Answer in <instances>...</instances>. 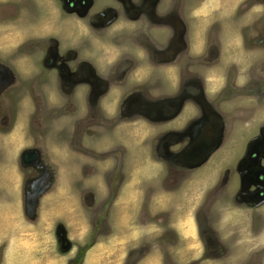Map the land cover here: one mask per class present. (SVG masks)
Listing matches in <instances>:
<instances>
[{
	"label": "rangeland",
	"instance_id": "1",
	"mask_svg": "<svg viewBox=\"0 0 264 264\" xmlns=\"http://www.w3.org/2000/svg\"><path fill=\"white\" fill-rule=\"evenodd\" d=\"M35 1L36 10L29 0H0V264H102L113 254L100 247L117 244L128 216L119 202L136 188L147 212L138 216L154 227L163 218L153 200L165 195V236L155 242L165 243V264H264V160L257 208L239 202L256 188L237 180L264 155V97L254 94L264 0H149L151 9L148 0H103L74 12L77 26L63 20L68 1ZM127 3L150 13L136 20ZM113 11L101 27L99 14ZM51 50L54 69L45 65ZM209 110L227 128L214 162L185 156L193 166L183 179L157 167L165 133H182ZM188 139L179 136L172 152Z\"/></svg>",
	"mask_w": 264,
	"mask_h": 264
},
{
	"label": "flooded vegetation",
	"instance_id": "2",
	"mask_svg": "<svg viewBox=\"0 0 264 264\" xmlns=\"http://www.w3.org/2000/svg\"><path fill=\"white\" fill-rule=\"evenodd\" d=\"M68 1V3L70 5H66L67 6V10L65 13V15L63 14V20L64 22H67L68 24H71V16H73L74 12L78 11L79 13L83 10H85L86 6L88 8V12H90L89 10L91 8L94 9V6L97 5V9L99 7H101L104 4L103 0H95V2L93 0H82V2L80 3L81 6H76V3L79 0H66ZM71 1H75L76 3L71 4ZM115 5H117L116 3L118 1H123L125 2V0H114ZM153 2V1H152ZM157 2V0L155 1ZM150 1L148 0V2L146 3L147 5V9H151L150 6ZM76 7L75 9H71V7ZM29 7H31L32 9L36 10L37 8V3L35 0H29ZM28 7V8H29ZM28 8H25L28 9ZM66 8V7H65ZM86 8V9H87ZM127 8L128 11H130V13H134L132 18H136V20H140L141 18V14L144 13V15L147 16L148 13H150L149 11H147V13L145 12H137L134 11L133 9L130 8L129 4L127 3ZM77 9V10H76ZM21 11V10H20ZM84 13V12H82ZM116 11L110 12L109 15H105L102 17V15L99 14V19H102L99 23V25L101 27H106L108 25L109 22H111L110 20H112V18L116 17ZM144 17V16H143ZM61 20V21H63ZM73 21V20H72ZM74 22V21H73ZM74 25L77 26L78 24L74 22ZM262 25H264V22L262 23ZM69 27V26H67ZM69 29V28H68ZM146 41L144 39V41H140V46H144L146 44ZM142 50L145 49V47H140ZM146 50V49H145ZM57 52L56 50H51L49 51V59L47 61H45V65L49 66L48 63L50 62V68L54 69L56 62L54 63V61L57 60ZM52 58V59H50ZM54 60V61H53ZM84 65V64H83ZM85 67V66H83ZM66 70L69 69V67L66 65V67H62ZM59 68V69H62ZM264 70V67L262 68ZM90 70V69H89ZM91 72V71H90ZM86 73V71H85ZM259 74V82L260 83H255L257 85V91L254 92V94H261L264 97V77L262 76L264 74V71H258L257 72ZM83 79L85 80L86 78L89 77V74L87 77L84 76V74L82 73ZM255 77L258 76H250L251 78H254L256 80ZM258 80V78H257ZM101 85V84H99ZM99 87V86H98ZM237 88H239V86H236ZM244 89V88H243ZM248 92H250L249 90H247ZM247 91H245L243 94H252V93H248ZM233 95V93H231ZM205 95H207L205 93ZM186 96V92L183 93V97ZM241 108V107H240ZM214 110H209L207 117H198L195 122H188L184 124V126L181 128L182 133H179L176 136H172V137H168L167 133H165V143L167 141H170V144L168 145V147L165 149L164 152V158L165 159V168L172 172H179L180 177L183 179L185 177V172H189V167H192L193 165L187 164L186 165V159L185 156L187 157H191V161L193 160H197V157L200 158V161L206 162V164L209 163H213L214 162V156L213 153L215 151V149H212L213 146H215V144H218L219 147H221V145L223 144L224 140L226 141V132H227V128L226 126L217 118L215 112H213ZM130 114V112L125 113V116H128ZM235 116L238 117L241 120V117L239 116L240 114L238 112H234ZM236 122V121H235ZM218 123H222L221 126H219ZM187 136L189 137L188 139V144L189 148L182 149L181 152L179 153H174L172 152V147L174 146V144L176 143L178 137L180 136V138H184L186 133ZM258 137H260V142L263 144L264 146V123L259 127V132L257 134ZM176 137V140H170L171 138ZM214 144V145H213ZM210 157V159H209ZM193 159V160H192ZM171 160V161H169ZM264 160V155L263 152L258 153V160L256 159L255 161H257V165L258 167L254 166L250 167L246 170L243 171V174L240 172L237 174V180L239 181V185L241 187V185H243L245 188H253L255 187L256 190L251 191V193H247V195H244V193L241 195V197L238 199L239 202H242L243 204H255V199L256 196L258 197V193H257V174L258 172H262V167H261V163H263L262 161ZM199 162V161H198ZM173 164V165H170ZM226 163H224L223 165H221L220 167H226ZM186 166V167H185ZM187 168V170H186ZM229 172H226V176H225V180L228 179L229 177ZM252 200V202H251ZM252 208H257L256 205H254V207ZM249 209V208H247ZM256 215V214H255Z\"/></svg>",
	"mask_w": 264,
	"mask_h": 264
},
{
	"label": "crops",
	"instance_id": "3",
	"mask_svg": "<svg viewBox=\"0 0 264 264\" xmlns=\"http://www.w3.org/2000/svg\"><path fill=\"white\" fill-rule=\"evenodd\" d=\"M154 164H156V166L161 170L165 166V162L159 164L155 163L154 161ZM145 179L147 180L148 177H146ZM97 187L100 191V195H105V190L107 189V187ZM138 188L140 187L138 186ZM150 190H154V188H148V191ZM137 193L141 194L140 191H138V189L136 188L135 194H131L132 198L131 196L129 199L126 198V203L125 201L119 202L121 204V207H123V204L127 206L126 209H124V212L128 216L121 217L120 224H118L120 226L118 229L119 233L115 232V235L118 233L116 235L117 244L109 247H107L106 245L100 247V252H103V254H113V256L108 257L109 259L105 258L106 260L102 261V264H126L127 259L124 260L126 254L130 252H137L139 251L140 247H144L143 251L147 252V254L144 255L141 259L139 258L140 260L136 259L135 264H165V243L162 244L159 248L157 247V244H155L157 238H159L160 236H165V195H163V193L157 194L156 199L153 200L152 208L154 210H159V214L163 218V220L160 221L161 227H154L146 222V217L144 219V222L139 218L138 213L141 211L145 214L146 210L141 206L142 197L139 199ZM74 205L70 203L69 209L74 210ZM131 210H133L134 214H136L137 211V214L134 215L132 212H130ZM126 230H128V232H126ZM104 234L105 233L99 232L97 235L98 240L100 238L99 236L104 237ZM146 247H150L151 249L149 248L145 250ZM173 251H175V249ZM111 258H113V261L111 260Z\"/></svg>",
	"mask_w": 264,
	"mask_h": 264
}]
</instances>
